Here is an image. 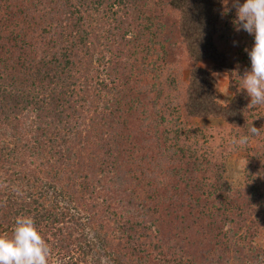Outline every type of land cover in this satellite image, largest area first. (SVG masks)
Instances as JSON below:
<instances>
[{
	"label": "trees",
	"instance_id": "obj_1",
	"mask_svg": "<svg viewBox=\"0 0 264 264\" xmlns=\"http://www.w3.org/2000/svg\"><path fill=\"white\" fill-rule=\"evenodd\" d=\"M221 12L0 0V235L31 216L49 264H264V131L231 143L264 128L239 78L254 37Z\"/></svg>",
	"mask_w": 264,
	"mask_h": 264
},
{
	"label": "clouds",
	"instance_id": "obj_2",
	"mask_svg": "<svg viewBox=\"0 0 264 264\" xmlns=\"http://www.w3.org/2000/svg\"><path fill=\"white\" fill-rule=\"evenodd\" d=\"M222 18L235 10L232 21L236 32L254 37L251 50L245 49L250 59V70L239 77L243 90L251 98L249 106H264V0H220ZM264 128L253 125L248 134L234 137L233 145H246L251 137L262 134ZM51 249L38 231L31 216H18L11 237L0 235V264H49Z\"/></svg>",
	"mask_w": 264,
	"mask_h": 264
},
{
	"label": "rangeland",
	"instance_id": "obj_3",
	"mask_svg": "<svg viewBox=\"0 0 264 264\" xmlns=\"http://www.w3.org/2000/svg\"><path fill=\"white\" fill-rule=\"evenodd\" d=\"M205 63H202V64H205ZM219 81L221 82V80ZM192 123L198 127L216 126V122L211 121V120L210 121L209 120H194ZM245 160L246 158L244 155H234L230 157L227 162V179L229 180V182L231 183L233 187L237 188V187L242 186L243 167L245 164ZM259 237L260 238L258 239L259 240L258 243L264 244V232H262Z\"/></svg>",
	"mask_w": 264,
	"mask_h": 264
},
{
	"label": "crops",
	"instance_id": "obj_4",
	"mask_svg": "<svg viewBox=\"0 0 264 264\" xmlns=\"http://www.w3.org/2000/svg\"><path fill=\"white\" fill-rule=\"evenodd\" d=\"M204 63H205V62H204ZM203 65L207 66V63H205V64H203Z\"/></svg>",
	"mask_w": 264,
	"mask_h": 264
}]
</instances>
